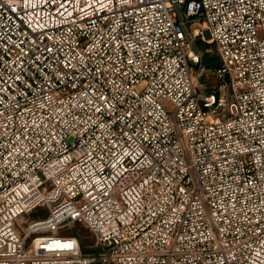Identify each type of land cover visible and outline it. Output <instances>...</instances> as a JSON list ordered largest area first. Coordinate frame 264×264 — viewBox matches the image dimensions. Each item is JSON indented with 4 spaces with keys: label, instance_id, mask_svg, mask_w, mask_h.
<instances>
[{
    "label": "built area",
    "instance_id": "obj_1",
    "mask_svg": "<svg viewBox=\"0 0 264 264\" xmlns=\"http://www.w3.org/2000/svg\"><path fill=\"white\" fill-rule=\"evenodd\" d=\"M95 261L264 264V0H0V264Z\"/></svg>",
    "mask_w": 264,
    "mask_h": 264
},
{
    "label": "rangeland",
    "instance_id": "obj_2",
    "mask_svg": "<svg viewBox=\"0 0 264 264\" xmlns=\"http://www.w3.org/2000/svg\"><path fill=\"white\" fill-rule=\"evenodd\" d=\"M202 25H203V21L200 20L194 21L191 23V28L195 26L201 27ZM205 38L207 40H204L202 38L199 40V45H203V43L209 40V38H207L206 35ZM201 82L213 84L215 82V77L213 76L203 77L201 78ZM48 212H49V207L45 205L37 206L33 210L25 214L24 220L30 221L32 219L40 218L47 215ZM61 231L67 234H72V233L76 234L80 238L82 248L84 251H97L101 248V246L97 243L91 229L82 222H78V221L68 222L62 227ZM90 264H114V263L95 261Z\"/></svg>",
    "mask_w": 264,
    "mask_h": 264
},
{
    "label": "water",
    "instance_id": "obj_3",
    "mask_svg": "<svg viewBox=\"0 0 264 264\" xmlns=\"http://www.w3.org/2000/svg\"><path fill=\"white\" fill-rule=\"evenodd\" d=\"M207 38L210 37V33L206 31ZM204 64L207 66H213L220 62V58L218 55H205L203 59Z\"/></svg>",
    "mask_w": 264,
    "mask_h": 264
}]
</instances>
